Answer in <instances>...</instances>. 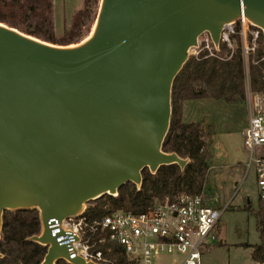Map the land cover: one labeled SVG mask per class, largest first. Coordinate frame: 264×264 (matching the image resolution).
<instances>
[{
  "label": "water",
  "instance_id": "water-1",
  "mask_svg": "<svg viewBox=\"0 0 264 264\" xmlns=\"http://www.w3.org/2000/svg\"><path fill=\"white\" fill-rule=\"evenodd\" d=\"M242 16L264 35V0H101L71 46L0 23V241L6 212L37 210L42 264H92L70 259L49 221L140 189L145 170L186 168L163 150L175 81L203 35L219 50Z\"/></svg>",
  "mask_w": 264,
  "mask_h": 264
},
{
  "label": "trees",
  "instance_id": "trees-1",
  "mask_svg": "<svg viewBox=\"0 0 264 264\" xmlns=\"http://www.w3.org/2000/svg\"><path fill=\"white\" fill-rule=\"evenodd\" d=\"M87 2L76 11L65 25L61 39L56 38L54 0H0V23L42 41L59 46H71L82 40L84 18L88 14ZM259 32L254 52L247 59L243 53L241 27L236 25L233 36L234 51L225 44L220 46L216 57L203 54L191 57L177 80L172 95L173 115L170 132L164 143L166 153H175L190 162L184 170L178 165L162 167L155 175L149 170L143 172V185L139 189L127 184L116 197L105 196L92 203L89 216L102 217L123 211L133 214L149 212L158 202L175 198L181 194L201 195L207 184V172L213 159L211 144L207 142L203 127L199 123H184L182 106L188 101L217 100L227 104H241L247 101L248 88L252 94L264 93V35ZM253 36H248L252 44ZM256 219L260 243L247 245L253 250L252 258L264 264V201L252 211ZM41 233L40 214L37 210L6 212L0 241V264H42L48 249L30 239ZM121 249H114L117 264H126ZM57 264H68L60 261Z\"/></svg>",
  "mask_w": 264,
  "mask_h": 264
},
{
  "label": "built area",
  "instance_id": "built-area-1",
  "mask_svg": "<svg viewBox=\"0 0 264 264\" xmlns=\"http://www.w3.org/2000/svg\"><path fill=\"white\" fill-rule=\"evenodd\" d=\"M236 25L241 27L244 57L254 52L258 31L242 18L225 26L221 44L234 49ZM195 48V55L216 57V47L209 34ZM253 36L252 44L248 36ZM250 121L244 133V146L250 154L248 170H254L260 199L264 201V93L247 91ZM224 211L206 202L201 195L181 194L158 202L149 212L133 214L118 211L102 217L84 212L62 221L52 219L48 226L57 243L67 248L70 259L80 258L92 264H117L114 249L122 251L126 264H156L163 256H181L172 264H202L205 251L217 242L219 222Z\"/></svg>",
  "mask_w": 264,
  "mask_h": 264
},
{
  "label": "rangeland",
  "instance_id": "rangeland-1",
  "mask_svg": "<svg viewBox=\"0 0 264 264\" xmlns=\"http://www.w3.org/2000/svg\"><path fill=\"white\" fill-rule=\"evenodd\" d=\"M85 3L83 0L82 8ZM100 3L101 0H88L80 43L93 31ZM69 5L71 9L80 7L76 2L54 0V34L58 39L63 37L65 25L73 18ZM206 39L207 35H203L200 42ZM195 54L192 50L191 57H197ZM182 115L184 123L201 124L205 138L211 144L213 159L203 193L209 205L224 211L219 222V243L205 251L202 264H257L252 258L253 250L246 247L260 243L256 219L253 213L245 211L247 205L256 211L260 204L257 178L253 169L248 171L250 154L244 146V133L250 121L248 102L188 101L182 106ZM181 260V256H163L156 264Z\"/></svg>",
  "mask_w": 264,
  "mask_h": 264
},
{
  "label": "crops",
  "instance_id": "crops-1",
  "mask_svg": "<svg viewBox=\"0 0 264 264\" xmlns=\"http://www.w3.org/2000/svg\"><path fill=\"white\" fill-rule=\"evenodd\" d=\"M73 2H76V3H79V4H80V7H79V8L76 7V8H74V9H71L70 5L68 6V8H69V12L72 13V14L74 15V13H75L76 11H79V10L82 9V7H81V3L83 2V0H68V3H71V4H72ZM248 171H250V170H248ZM219 240H220V236H219V234H218L216 244L219 243ZM257 264H259V263H257Z\"/></svg>",
  "mask_w": 264,
  "mask_h": 264
}]
</instances>
